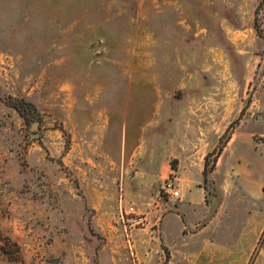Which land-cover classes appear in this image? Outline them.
I'll return each instance as SVG.
<instances>
[{"label": "rangeland", "instance_id": "obj_1", "mask_svg": "<svg viewBox=\"0 0 264 264\" xmlns=\"http://www.w3.org/2000/svg\"><path fill=\"white\" fill-rule=\"evenodd\" d=\"M0 96V264H264V0H0ZM238 128L256 182L169 230L174 155Z\"/></svg>", "mask_w": 264, "mask_h": 264}, {"label": "crops", "instance_id": "obj_2", "mask_svg": "<svg viewBox=\"0 0 264 264\" xmlns=\"http://www.w3.org/2000/svg\"><path fill=\"white\" fill-rule=\"evenodd\" d=\"M253 137L254 132L250 131V129L238 128L235 130L217 157L213 170L207 175V179H214L220 182V190L226 198L233 193V189L236 188L234 186L236 183L241 185L246 193L245 185L249 184V182H256V179H253L255 175H258V163L262 161L255 160L252 162L246 159V153H249L250 151L254 153L257 152V154L261 153V150L258 148L259 146ZM202 141L205 142V140ZM175 143L176 139H173L172 144L175 145ZM173 150L175 151V148H173ZM176 152H178V149ZM195 153L196 152L192 149L186 154L178 156L176 153L174 155L175 159H178L177 180L185 202L180 206L178 213L170 214L175 218L168 220L167 228L169 230H173V227L178 223L180 216H189V213L193 211L194 207L199 206L204 199L205 189L202 184L204 182L203 168L205 154L201 157L200 162L196 163ZM256 184L260 185V188L263 187L264 177L263 179L258 180ZM247 197L252 201L260 199L259 194L249 191ZM218 215L219 214H217V216ZM220 222L222 224L228 223L226 220H221ZM219 234L220 233L215 232V241H219L221 238ZM235 242L237 243V239ZM222 247L239 248L238 244H231L229 246L223 245Z\"/></svg>", "mask_w": 264, "mask_h": 264}, {"label": "trees", "instance_id": "obj_3", "mask_svg": "<svg viewBox=\"0 0 264 264\" xmlns=\"http://www.w3.org/2000/svg\"><path fill=\"white\" fill-rule=\"evenodd\" d=\"M255 30L258 35L261 34L260 28L258 26H255ZM0 101L3 102L7 107L12 108L19 115L25 118H26V113H29L30 111L34 109L33 105L30 102H28L27 100L25 101L23 99H19V98H13L9 96L7 97L0 96ZM218 155L219 153L218 154L216 153V156ZM210 156L211 154H207L204 157V168H203L204 182L207 178V175L213 170L214 163L216 161V159L214 158V160L211 162V165H210V161H209Z\"/></svg>", "mask_w": 264, "mask_h": 264}, {"label": "built area", "instance_id": "obj_4", "mask_svg": "<svg viewBox=\"0 0 264 264\" xmlns=\"http://www.w3.org/2000/svg\"><path fill=\"white\" fill-rule=\"evenodd\" d=\"M163 191L165 194H167L170 197H174V198L179 197V193L174 186V182L171 180H168L166 182V184L163 187Z\"/></svg>", "mask_w": 264, "mask_h": 264}, {"label": "water", "instance_id": "obj_5", "mask_svg": "<svg viewBox=\"0 0 264 264\" xmlns=\"http://www.w3.org/2000/svg\"><path fill=\"white\" fill-rule=\"evenodd\" d=\"M36 121L33 123V126L31 125L32 131L39 129V121L37 120V115L34 113ZM39 137V133L35 132L31 134V139H36Z\"/></svg>", "mask_w": 264, "mask_h": 264}, {"label": "flooded vegetation", "instance_id": "obj_6", "mask_svg": "<svg viewBox=\"0 0 264 264\" xmlns=\"http://www.w3.org/2000/svg\"><path fill=\"white\" fill-rule=\"evenodd\" d=\"M38 131H39V129L36 132L39 133Z\"/></svg>", "mask_w": 264, "mask_h": 264}]
</instances>
